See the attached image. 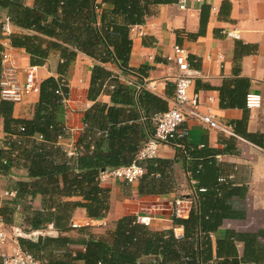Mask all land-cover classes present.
Listing matches in <instances>:
<instances>
[{"label":"crops","instance_id":"crops-1","mask_svg":"<svg viewBox=\"0 0 264 264\" xmlns=\"http://www.w3.org/2000/svg\"><path fill=\"white\" fill-rule=\"evenodd\" d=\"M25 3L33 6L34 0H25ZM144 4V22L133 26L130 31L132 49L128 71H123L117 63L101 62L83 52L77 53L68 69L63 65L60 51H52L44 64L34 65L24 48L13 46L9 49L12 62L21 80L26 69L35 66L40 82L54 77L61 80V85L67 86L68 92L66 95L63 92L65 97L56 114L58 122L65 127V136L58 138V144L67 149L73 143L82 153L85 147L79 140L86 133L93 135L94 144L107 137V130L112 125L120 128L133 125L134 130L126 133V141L119 137L115 140L138 148L136 160L150 138L146 121L136 116L138 112L127 105L118 104L125 106L123 110L111 113H102L99 108L101 105L107 108L116 106L112 101V80L118 77L122 82L135 83L138 92L143 89L159 98L153 103H145L144 109L150 114L163 111L165 107L169 110L173 105L174 78L178 72V66L171 58L173 48L176 44L184 46L189 53L191 68L197 72L190 92L199 96V111L212 113L220 123L231 126L236 135L223 134L188 116L180 128L177 142L192 155V162L200 158L206 160V187H201L197 178L195 185L191 184L186 169L190 156L186 159L180 155L178 148L171 143L162 145L158 158L173 161L174 165L172 171L167 169L163 177H159L160 173L156 176L170 186L168 190L142 194L140 180L127 183L107 179L101 185L111 190L110 209L105 217L93 219L102 220L104 224L90 226L93 232L102 233L103 225L112 226L124 215L150 216L149 227L152 230H172L175 235L178 232L182 236L176 235L177 238L184 240V225L174 221L175 200L179 197L186 200L184 205L189 210L180 218H188L192 207L198 209V190H206V212L212 215L210 223L216 225L215 228H206V264H264V0L191 1L184 10H180L172 0H149ZM105 7L110 9L114 5L105 4ZM5 12L0 8V19ZM227 28L239 29L241 37H227L223 33ZM16 31L20 28L14 27L13 32ZM4 44L11 42L2 32L0 21V54L5 49ZM97 65L108 70L111 76L94 85L93 71ZM92 88L97 92L95 99L88 96ZM249 92L262 95L260 108H247L246 95ZM39 100L38 93L14 103L13 117L33 119ZM11 136L4 131V119L0 116V146H4ZM109 142L104 144L106 151L110 150ZM147 162L141 163L147 166ZM10 179L28 181L27 170L17 166L10 174L0 175L2 201L14 197L6 194ZM42 209L43 197L37 194L32 201L22 202L16 207L12 223L0 220V229L5 233L4 241L0 243V258L2 254L22 249L19 238L37 240L43 235L39 232L48 230L50 222H43L40 227L32 229L27 224L32 211ZM89 220L92 219L86 208L76 207L70 220L72 230L61 233L55 228L44 235L76 237L77 230L87 227L86 221ZM71 222L80 226L73 228ZM204 235L196 227L194 236L199 241L195 239V247L203 246ZM71 247L75 250L82 246L73 244Z\"/></svg>","mask_w":264,"mask_h":264},{"label":"trees","instance_id":"trees-1","mask_svg":"<svg viewBox=\"0 0 264 264\" xmlns=\"http://www.w3.org/2000/svg\"><path fill=\"white\" fill-rule=\"evenodd\" d=\"M110 3L114 7L107 9L105 4ZM144 3L142 0H34V5L29 6L25 0H0V8L6 11L5 16L12 25L20 28V31L12 32L11 45L24 48L34 65L44 64L52 51H60L63 65L68 69L77 53L83 52L101 62L117 63L123 71H128L132 49L130 31L144 22ZM1 69L0 56V74ZM93 73L94 85L111 76L99 65ZM60 81L50 77L40 82V100L31 120L13 117L14 102L1 98L0 88V116L4 119V131L12 135L4 146H0V175L6 176L13 167L21 166L29 177L28 181L10 179L8 191L15 192L14 197L4 201L0 197V217L6 224L14 221L16 207L32 201L37 194L43 197V209L34 210L28 216L30 229L50 222L61 233L72 230V212L80 206L86 208L89 218L101 219L110 209L111 191L101 185V171L135 160L138 148L125 142L126 133L134 130L133 125L123 128L112 125L107 130V137L94 144L93 135L86 133L79 140L84 144V151L73 160L67 157L66 149L58 144V138L65 136V127L58 122L56 114L68 92L67 86L61 85ZM112 81V101L116 106L101 105L100 111H122L125 106L118 104L130 106L138 112L136 116L146 121L150 136L153 135L154 115L167 108L150 114L144 105L155 102L158 97L143 89L138 92L135 83L122 82L118 77ZM96 94L92 88L88 96L95 99ZM145 97L149 100L145 101ZM86 125L89 129L87 122ZM117 137L125 141L115 140ZM107 141H110L109 151L104 150ZM178 150L186 159L190 156L186 164L189 178H197L199 185L206 187V160L199 157L198 161L192 162L193 157L185 148ZM173 165V161L158 157L148 160L147 173L140 179V193L156 194L168 190L170 186L163 184L159 177H163L167 169L172 171ZM157 173H160L159 177ZM198 195V209L192 207L188 218L174 216V221L185 227L184 240L177 238L172 230L154 231L141 223L138 216L130 214L115 220L102 233L81 227L76 237L40 235L37 240L19 238V242L24 251L32 253L44 264H206V228L216 225L210 223L212 215L206 212V190H198ZM196 227L205 233L203 246H194L195 239L199 241L194 236ZM73 244L82 247L74 250Z\"/></svg>","mask_w":264,"mask_h":264},{"label":"built area","instance_id":"built-area-1","mask_svg":"<svg viewBox=\"0 0 264 264\" xmlns=\"http://www.w3.org/2000/svg\"><path fill=\"white\" fill-rule=\"evenodd\" d=\"M180 10L187 8L189 2H204L206 0H172ZM1 30L4 35L10 36L13 32L14 26L12 25L9 17L3 16L0 19ZM223 33L230 38L239 39L241 37L240 30L235 29H224ZM5 49L1 51V74H0V88H1V98L5 100L12 101L14 103H19L25 100V98L31 94H38L40 91V81L37 75V68L31 66L25 71V77L23 80L20 79L16 66L12 62V56L9 51L11 49V44H4ZM174 53L171 58H173L178 66V72L174 78L175 80V96L173 100V105L171 108L165 112H159L154 115L155 122V133L150 136L146 144L141 148L135 161L131 164L124 165L121 167H116L112 169H107L106 171H101L99 176L100 182H104L107 179L121 180L127 183L138 182L146 173L147 166L142 164V161L153 159L158 157L160 152V147L165 144H173L177 148H182L181 144L177 142V138L180 134V128L183 122L188 116H193L202 122L205 126L209 128L216 129L223 134L236 135L233 128L226 124L220 123L212 113H201L199 111V96L190 92L193 85L196 71L191 68V64L188 59V50L181 45H174ZM263 98L258 92H249L246 95V106L249 109H257L262 106ZM42 138L41 135H38ZM67 157L70 160L76 158L79 154L78 148L70 144L66 149ZM188 174H190L187 171ZM192 185H195V178H190ZM200 190H204L200 188ZM9 196H14L15 192H6ZM186 200L179 197L175 200V209L173 216L181 217L188 210L189 207L184 205ZM3 222V219L0 217ZM138 220L149 226L151 224L152 218L150 216H139ZM94 223L97 225L104 224L102 220H89L86 221V225L90 226ZM73 228H78L80 225L77 222H71ZM48 230L39 232L40 234H49L50 230H54L55 226L53 223L47 225ZM178 237H182L178 232H176ZM5 233L0 229V243L4 241ZM0 264H44L40 259H37L32 253L24 251L23 249L17 250L11 254H2L0 258ZM175 264V263H169ZM187 264V262L180 263ZM197 264H202L198 262Z\"/></svg>","mask_w":264,"mask_h":264},{"label":"rangeland","instance_id":"rangeland-1","mask_svg":"<svg viewBox=\"0 0 264 264\" xmlns=\"http://www.w3.org/2000/svg\"><path fill=\"white\" fill-rule=\"evenodd\" d=\"M87 227H90L91 230H92V228H93L92 226H87ZM103 227L106 229V228L109 227V226H107V225H103ZM105 229H104V230H105Z\"/></svg>","mask_w":264,"mask_h":264},{"label":"water","instance_id":"water-1","mask_svg":"<svg viewBox=\"0 0 264 264\" xmlns=\"http://www.w3.org/2000/svg\"><path fill=\"white\" fill-rule=\"evenodd\" d=\"M106 170H107V169L104 168L102 171H106Z\"/></svg>","mask_w":264,"mask_h":264}]
</instances>
